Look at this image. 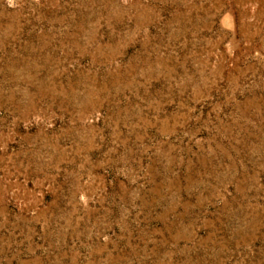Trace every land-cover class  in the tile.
<instances>
[{
  "label": "rangeland",
  "instance_id": "374dc122",
  "mask_svg": "<svg viewBox=\"0 0 264 264\" xmlns=\"http://www.w3.org/2000/svg\"><path fill=\"white\" fill-rule=\"evenodd\" d=\"M0 264H264V0H0Z\"/></svg>",
  "mask_w": 264,
  "mask_h": 264
}]
</instances>
